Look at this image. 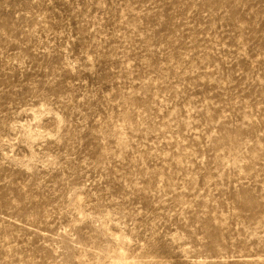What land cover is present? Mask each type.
I'll list each match as a JSON object with an SVG mask.
<instances>
[{
    "label": "rangeland",
    "instance_id": "obj_1",
    "mask_svg": "<svg viewBox=\"0 0 264 264\" xmlns=\"http://www.w3.org/2000/svg\"><path fill=\"white\" fill-rule=\"evenodd\" d=\"M0 264H264V0H0Z\"/></svg>",
    "mask_w": 264,
    "mask_h": 264
}]
</instances>
